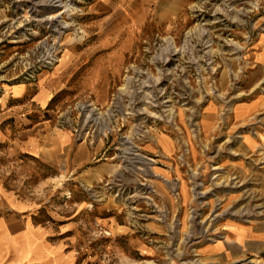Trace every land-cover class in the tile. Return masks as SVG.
<instances>
[{
	"label": "rangeland",
	"instance_id": "374dc122",
	"mask_svg": "<svg viewBox=\"0 0 264 264\" xmlns=\"http://www.w3.org/2000/svg\"><path fill=\"white\" fill-rule=\"evenodd\" d=\"M0 179L67 264H264V0H0Z\"/></svg>",
	"mask_w": 264,
	"mask_h": 264
},
{
	"label": "crops",
	"instance_id": "0c3cea01",
	"mask_svg": "<svg viewBox=\"0 0 264 264\" xmlns=\"http://www.w3.org/2000/svg\"><path fill=\"white\" fill-rule=\"evenodd\" d=\"M38 97H47L42 88ZM66 139L70 141L66 133L56 134L60 149H65ZM42 231V227L34 222L33 201L6 188L0 179V264H67L65 251L49 245ZM251 236L252 239L230 247L227 252H244L242 248L246 246L255 255H263L264 230Z\"/></svg>",
	"mask_w": 264,
	"mask_h": 264
},
{
	"label": "bare ground",
	"instance_id": "6f19581e",
	"mask_svg": "<svg viewBox=\"0 0 264 264\" xmlns=\"http://www.w3.org/2000/svg\"><path fill=\"white\" fill-rule=\"evenodd\" d=\"M103 31V30H102ZM130 31V30H129ZM100 34V33H99ZM87 37V36H86ZM111 41V40H110ZM116 41V40H115ZM109 48V47H108ZM120 53H122V52H120ZM117 54V53H116ZM121 57V56H120ZM69 91V90H68Z\"/></svg>",
	"mask_w": 264,
	"mask_h": 264
}]
</instances>
